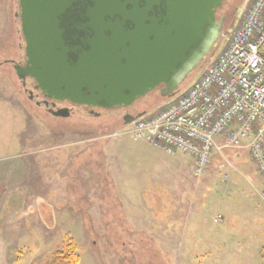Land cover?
I'll return each instance as SVG.
<instances>
[{
  "label": "rangeland",
  "instance_id": "obj_1",
  "mask_svg": "<svg viewBox=\"0 0 264 264\" xmlns=\"http://www.w3.org/2000/svg\"><path fill=\"white\" fill-rule=\"evenodd\" d=\"M248 4L227 0L221 9L226 36ZM17 11L18 0H0V163L19 153L33 163L26 183L20 179L28 184L24 194L11 192L0 205L1 228L12 245L6 262L46 264L71 238L79 264H264V180L249 153H217L196 177L186 154L112 136L124 126L116 114L48 113L15 70L13 62L23 56ZM224 43L176 96H148L134 114L186 91Z\"/></svg>",
  "mask_w": 264,
  "mask_h": 264
},
{
  "label": "water",
  "instance_id": "obj_2",
  "mask_svg": "<svg viewBox=\"0 0 264 264\" xmlns=\"http://www.w3.org/2000/svg\"><path fill=\"white\" fill-rule=\"evenodd\" d=\"M226 2L18 0L25 64L15 70L46 105L117 111L157 92L172 98L223 39ZM144 113H128L123 124Z\"/></svg>",
  "mask_w": 264,
  "mask_h": 264
},
{
  "label": "built area",
  "instance_id": "obj_3",
  "mask_svg": "<svg viewBox=\"0 0 264 264\" xmlns=\"http://www.w3.org/2000/svg\"><path fill=\"white\" fill-rule=\"evenodd\" d=\"M113 135L192 157L196 177L217 153L246 149L264 180V0H249L221 52L186 91Z\"/></svg>",
  "mask_w": 264,
  "mask_h": 264
},
{
  "label": "crops",
  "instance_id": "obj_4",
  "mask_svg": "<svg viewBox=\"0 0 264 264\" xmlns=\"http://www.w3.org/2000/svg\"><path fill=\"white\" fill-rule=\"evenodd\" d=\"M5 146L8 145L5 144ZM3 148L6 149L8 147ZM244 151L248 152L246 149H244ZM15 155L17 156L14 157V155L11 154L10 156L6 157L2 163H0V205L2 204V199L8 197V194H10L11 192H14L15 194L17 193L18 195V191H20V196H22V194H24V188L27 189L28 187V184H24L20 181V179H24L25 176L28 175V169H30V167L32 166L33 161L28 153H19ZM241 158H243V156ZM4 162L6 163L4 164ZM1 227L2 221H0V264H3L7 260L6 253L9 250L10 246L12 247V245H10L9 242H6V238H4L5 231H3ZM22 262L17 264H22ZM6 263L8 264V261Z\"/></svg>",
  "mask_w": 264,
  "mask_h": 264
},
{
  "label": "flooded vegetation",
  "instance_id": "obj_5",
  "mask_svg": "<svg viewBox=\"0 0 264 264\" xmlns=\"http://www.w3.org/2000/svg\"><path fill=\"white\" fill-rule=\"evenodd\" d=\"M18 9H19V7H18ZM19 21H20V19H19ZM20 34H21V32H20ZM20 39H22V45L20 47L23 50V56H22V58L20 59L19 62H15L14 61L13 62L14 65L16 63H20V64H23V65L25 64L24 40H23L22 35H20ZM19 81H20L21 85L24 87V90L28 94V96L29 97L32 96V100H34L35 103L37 105H39V106L43 105L45 107V109L47 110V112L50 113V114H52V111L58 110L60 108H69V110H70V115L69 116H71L73 113H75V110L76 111L85 112V113H87L89 115H93V116H100V115H102L104 113L110 112V113L116 114L117 115L116 117L118 119H122V120H124V117L128 113L134 114L133 108L117 110V111H104V110H100V109H97V108L92 109V108H88V107H84V106H77V105L71 104L69 102H56L55 105H52L53 101H49L50 102L49 105H46L44 103L45 99L43 98L41 93L38 90H35L34 84L32 82V79L27 78L25 84H24V81L22 79H20V78H19ZM31 91H32L33 94H31Z\"/></svg>",
  "mask_w": 264,
  "mask_h": 264
},
{
  "label": "trees",
  "instance_id": "obj_6",
  "mask_svg": "<svg viewBox=\"0 0 264 264\" xmlns=\"http://www.w3.org/2000/svg\"><path fill=\"white\" fill-rule=\"evenodd\" d=\"M219 16L220 17L223 16L221 14V10L219 12ZM155 94H158L161 97L159 92H157ZM161 98H162V100H166L163 97H161ZM78 251H79L78 246L70 238L65 243L64 247L62 248V250L54 252L53 255L49 259L46 260V264H79L80 257H79V252Z\"/></svg>",
  "mask_w": 264,
  "mask_h": 264
}]
</instances>
